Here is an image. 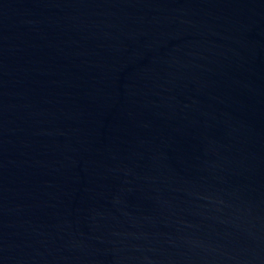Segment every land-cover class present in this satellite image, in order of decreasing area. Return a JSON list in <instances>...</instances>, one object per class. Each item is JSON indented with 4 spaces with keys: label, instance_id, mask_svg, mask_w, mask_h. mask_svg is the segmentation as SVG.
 Instances as JSON below:
<instances>
[{
    "label": "water",
    "instance_id": "water-1",
    "mask_svg": "<svg viewBox=\"0 0 264 264\" xmlns=\"http://www.w3.org/2000/svg\"><path fill=\"white\" fill-rule=\"evenodd\" d=\"M0 264H264V0H0Z\"/></svg>",
    "mask_w": 264,
    "mask_h": 264
}]
</instances>
